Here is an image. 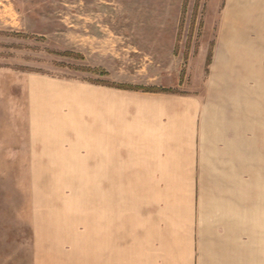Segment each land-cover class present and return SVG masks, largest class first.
Returning a JSON list of instances; mask_svg holds the SVG:
<instances>
[{
	"label": "rangeland",
	"instance_id": "1",
	"mask_svg": "<svg viewBox=\"0 0 264 264\" xmlns=\"http://www.w3.org/2000/svg\"><path fill=\"white\" fill-rule=\"evenodd\" d=\"M230 5L248 15L241 25L233 16V45L220 47ZM262 5L264 0H0V264H95V159L75 157L79 151L64 143L67 123L79 129V98L56 87L54 117L40 127L38 149L31 152L32 78L198 98L192 212L254 216L261 152L264 165ZM246 151L247 159H240ZM145 179L152 183V205L136 211L167 213L159 199L176 193L177 201L188 203L185 187L168 196L175 176H140L139 198Z\"/></svg>",
	"mask_w": 264,
	"mask_h": 264
},
{
	"label": "crops",
	"instance_id": "2",
	"mask_svg": "<svg viewBox=\"0 0 264 264\" xmlns=\"http://www.w3.org/2000/svg\"><path fill=\"white\" fill-rule=\"evenodd\" d=\"M234 7L227 10L220 47L233 45V16L241 25L248 15L235 12ZM260 13L264 14V6ZM58 85L67 87L65 95L79 98L81 106L76 111L79 129L67 123L70 130L64 143L71 152L79 151L75 157L95 159V264H264L263 152L257 158L254 216L197 215L192 212L189 176L195 173L199 158L198 98L32 78L27 92L31 152L38 149L40 127L48 126L47 120L54 117L52 98ZM247 152L240 159H247ZM152 175L175 176L167 185L168 196L185 187L188 203L182 198L177 201L176 193L159 199L167 213L136 211L152 205V183L146 179L144 198H139L140 176ZM202 222L214 225L202 226Z\"/></svg>",
	"mask_w": 264,
	"mask_h": 264
}]
</instances>
